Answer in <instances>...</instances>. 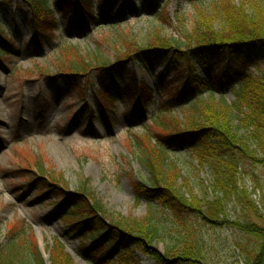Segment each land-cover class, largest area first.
Returning <instances> with one entry per match:
<instances>
[{
  "label": "rangeland",
  "instance_id": "374dc122",
  "mask_svg": "<svg viewBox=\"0 0 264 264\" xmlns=\"http://www.w3.org/2000/svg\"><path fill=\"white\" fill-rule=\"evenodd\" d=\"M44 1L54 13L52 20L45 16L46 20L38 21L37 31L47 35L42 37L34 29L28 3L0 0V29L12 44L9 56H1L5 61H0V250L7 248L11 241H19V245L21 241L26 242L43 264H51L52 247L59 243L72 264H93L80 255L81 247L89 248L90 241L81 243L70 221L63 220L64 201L53 202L51 196L42 197L38 184L31 183L28 177L33 173L56 181L66 189L67 198L87 192L86 202L99 204L105 223L126 226L127 221L133 224L150 216L160 235L152 247L163 256L167 248L181 242L178 241L182 237L181 229L167 208H161L156 202L149 204L145 199L135 200L133 183L149 185L148 173L138 159L136 148L138 141L146 143V138L149 146L156 147L158 137L165 131H173L177 126L182 128L188 124L187 120L195 121L197 116L193 115L190 101L168 102L173 93L177 97L183 92L186 80L164 68L159 69L166 73L159 81L155 77L159 70L151 76L143 64H130L126 72L119 73L114 84L115 112H110L100 106L90 84L82 100L84 79L61 74L56 65L69 62L71 56L77 59H73L75 62L83 61L82 57L90 59L96 51L112 62L113 48L118 44H145L156 33L180 39L193 21L211 15L224 3L237 6L242 0H202L193 4L161 0V3L167 2L164 21L150 14L143 0H120L116 9L134 7L140 14L118 23L99 17V3L103 1L107 6L111 0H90L93 13L87 16L94 20L82 25L83 13L78 8V0H72L74 11L64 16L53 7L59 0ZM111 12L106 9V15ZM194 69L201 81H208L204 67L197 65ZM249 71L254 75L264 73V59L251 65ZM95 76L96 72L89 73L93 82H96ZM143 85L153 91L150 105L146 107L149 95ZM133 87L138 88L137 96L129 94ZM197 95L209 100L205 92ZM221 97L228 106L235 103L230 89H225ZM212 100L214 103L220 100L217 92L213 93ZM168 157L181 175L175 180V187L200 202L202 209L205 201L215 202L219 196L212 190L208 166H200L188 151H172ZM39 166L43 174L39 173ZM251 170L254 176L243 170L239 172L238 185L245 189L264 217V169ZM243 210L233 196L227 202L224 218L211 219L205 213L187 212L192 217L189 225L202 239L204 264H243L236 246L241 235L234 224L243 222ZM102 249L101 246L99 250ZM133 258L137 264H157L139 250L134 251ZM112 259L125 258L120 254Z\"/></svg>",
  "mask_w": 264,
  "mask_h": 264
},
{
  "label": "trees",
  "instance_id": "16d2710c",
  "mask_svg": "<svg viewBox=\"0 0 264 264\" xmlns=\"http://www.w3.org/2000/svg\"><path fill=\"white\" fill-rule=\"evenodd\" d=\"M23 1L32 9L34 29H38L39 20H52L53 13L46 1ZM81 1L85 18L87 21L93 20L87 16L93 12L90 0ZM119 1L111 0L107 6L103 1L99 3L97 8L102 20L118 22L127 16L139 14L134 8L116 10ZM143 1L150 14H156L161 21L165 20L167 2ZM179 1L193 4L202 0ZM54 8L64 16L71 12L73 3L71 0H59ZM107 8L112 11L111 14L106 15ZM124 43L113 48L112 62L96 51L90 59L82 57L83 61L75 62L77 59L71 56L69 62L59 63L56 69L65 76L89 81V73L96 72V82H92L98 86L103 108L110 112H115L113 83L120 72L127 71L130 64L141 63L150 74L159 69H169L172 74L187 79L184 92L177 97L172 94L168 102L185 104L190 101L193 115L197 116L195 121L187 120L188 124L184 127L177 126L173 131H165L163 136L158 137L156 147L148 145L149 138L145 140L147 144L138 141L137 156L148 173L149 185L137 181L133 183L136 201L145 199L149 204L156 202L161 208H167L181 229L179 234L182 237L178 240L181 242L167 248L161 256L152 247L160 235L150 216L133 224L127 221L129 225L126 226L117 222L105 223L99 204L86 202L84 195L87 192L67 198L64 195L66 189L56 181L47 176L28 174L25 170L31 183L38 184L42 197L51 196L53 202L64 201L61 207L62 213H66L63 220L70 221L72 231L81 243L90 241L89 248L86 249L84 245L81 247L80 255L93 264H137L133 258L135 250L149 256L157 264H204L206 259L201 254L202 239L195 235L194 227L189 225L192 217L187 212L205 213L211 219L224 218L227 216V202L233 196L245 209L243 222L234 223L241 235V240L236 243L240 262L264 264V217L245 189H240L238 185L241 170L254 176L251 169H264V73L254 75L249 71L251 65L264 59V0H242L237 6L224 3L211 15L193 21L180 39L162 37L156 33L145 44ZM11 46L0 29V61H5L1 56H9ZM197 65L206 69L208 81H198L194 69ZM222 69L225 71L222 72ZM161 70L155 73L159 79L166 74ZM142 88L149 95L144 104L146 107L150 105L153 93L147 86L143 85ZM137 89L133 87L135 95ZM225 89H230L234 96L235 103L232 106H228L221 97ZM198 92H205L209 100H203L197 95ZM214 92L220 96V100L215 103L212 100ZM172 151L191 152L200 166H208L212 190L219 197L212 203L205 201V209L199 205L200 202L184 193L182 188L175 187V180L181 175L169 160L168 153ZM38 169L43 174L42 167ZM101 246L103 249L99 250ZM120 254L125 259H112ZM50 258L51 264H72L59 243L52 247ZM0 264L43 263L26 242L21 241L19 245V241H11L7 248L0 250Z\"/></svg>",
  "mask_w": 264,
  "mask_h": 264
}]
</instances>
